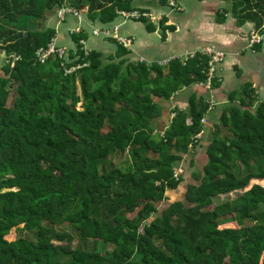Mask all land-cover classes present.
I'll use <instances>...</instances> for the list:
<instances>
[{"label":"trees","instance_id":"obj_1","mask_svg":"<svg viewBox=\"0 0 264 264\" xmlns=\"http://www.w3.org/2000/svg\"><path fill=\"white\" fill-rule=\"evenodd\" d=\"M136 1L0 0V264H264V102L252 106V88L214 125L187 205L157 213L183 181L173 171L197 144L208 104L192 95L154 132L153 97L204 81L208 58L103 62L84 54L82 32L70 33L76 55L66 67L86 66L64 75L60 61L35 59L55 37L44 20L59 8L87 7L90 21L110 23ZM229 1L232 15L262 27L264 0ZM161 21L163 33L175 32ZM125 53L117 44L116 57ZM232 192L240 194L212 204Z\"/></svg>","mask_w":264,"mask_h":264},{"label":"crops","instance_id":"obj_2","mask_svg":"<svg viewBox=\"0 0 264 264\" xmlns=\"http://www.w3.org/2000/svg\"><path fill=\"white\" fill-rule=\"evenodd\" d=\"M176 2L175 8L162 0H138L132 4L134 10L145 11L151 17L146 20L154 27L153 32L146 31L139 22L123 21L118 17L110 23H101L98 19L90 21L87 18V7H79L77 16L67 14L63 20L51 14L45 18L44 26L53 28L56 43L69 50L76 48L71 31L81 29L85 34L84 49L88 52H99L103 62L116 63L125 60L164 67L172 59H179L183 63L189 55L207 48L224 55L223 60L217 64L215 79L208 87L194 82L183 86L169 99L153 97V101L161 108L159 116L150 122L154 132H162L167 128L174 117V107L187 110L192 95L203 98L208 104L203 117L205 122H202L204 130L199 133L200 136H195L197 144L189 147L174 168L183 170L180 178L182 177V183L185 184V193L187 186L200 183L197 175L206 164L205 151L213 139V128L223 109L237 105L242 95L246 94V87L253 89L252 106L264 102V24L257 29L254 23L243 22L238 11L236 16L232 15V3L229 0ZM164 19L168 27H175V32L163 33L159 22ZM127 24L138 27L128 29L125 28ZM94 30L98 32L97 35L93 34ZM113 30L116 37L129 41L127 47L120 44L126 50L122 56L116 57L117 44L119 45L116 39L103 36L104 31ZM252 30L262 37L263 42L250 48L247 36ZM98 38L103 40H97ZM110 58H113L112 61ZM232 94L233 99H230ZM183 195L185 200V194Z\"/></svg>","mask_w":264,"mask_h":264},{"label":"built area","instance_id":"obj_3","mask_svg":"<svg viewBox=\"0 0 264 264\" xmlns=\"http://www.w3.org/2000/svg\"><path fill=\"white\" fill-rule=\"evenodd\" d=\"M176 0H168V4L175 8L176 7ZM67 14H71L74 16L78 15V11L76 10V8L73 7H61L59 8V10L57 11V18H59L60 20H63V18L65 17V15ZM116 17H118L119 19L123 20V21H136L139 18H143V19H148L150 20V16L148 14H139L137 11H129V12H116ZM71 33H75V34H81L82 31L81 29H74L73 31H71ZM97 31L94 30L93 34L97 35ZM113 33H115V30L113 31H104L103 35L105 36H112L114 39H116V41L121 44L124 47H127L129 45V41L126 39H122L120 37H116ZM248 38V45L250 48H253L256 45H260L263 42L262 37H260L254 30L250 31V33L247 36ZM79 43L82 45V49L84 54H87L88 51H86L84 49V40H80ZM76 47V46H75ZM197 54L201 55V56H205L207 57V63L204 65L202 72L205 75V80L200 82L201 84H203L204 86L208 87L210 85V83H212L213 78H215L216 76V72H217V64L220 63L223 58L224 55H222L219 52H216L215 50L211 49V48H207V49H203L201 51L196 52ZM195 54H191L189 55V57H187L185 60H183V63H186L189 59H192L196 56ZM70 55L75 57L76 55V48L75 50H69L68 48H66L65 46H59L56 43V37L52 38L50 40L49 43H46L43 47H39L36 52H35V59L40 63V64H44L46 61L49 60H57L60 61V66L61 68H63V73L64 75H69L73 72H75L76 70H78L79 68L86 66V64L83 65H74V66H69L66 67L68 65V63L71 62L70 60ZM73 59V58H71ZM16 60V57L13 58L12 61ZM202 122L204 123L205 120L203 118ZM200 136V134H199ZM183 170L181 168H176L173 171V177L175 180H177L180 175H182Z\"/></svg>","mask_w":264,"mask_h":264},{"label":"rangeland","instance_id":"obj_4","mask_svg":"<svg viewBox=\"0 0 264 264\" xmlns=\"http://www.w3.org/2000/svg\"><path fill=\"white\" fill-rule=\"evenodd\" d=\"M130 27H138V25H132V24L125 25V28L129 29ZM99 29H101V27ZM97 40H101L102 41L103 39L98 38ZM1 58H2V56H1ZM184 185L185 184L181 182L177 189H175V190H166V198H165V200L163 202H161V203L156 204V208L158 209L157 213H159L163 208L167 207L172 202L181 201V202H184L186 204V202L184 200V197H183L184 196L183 195L184 194V189H185ZM239 194H240V192H232V193H230L228 195H225V196H219V197L212 198V204L215 205V204L220 203V202H222L224 200L233 199L234 197H236ZM153 215L154 214H152V216ZM138 234H141V228L138 230ZM55 245L60 246V247H65L66 246L65 244H59V243H55ZM111 249H112L111 246L103 247L104 251H110Z\"/></svg>","mask_w":264,"mask_h":264}]
</instances>
